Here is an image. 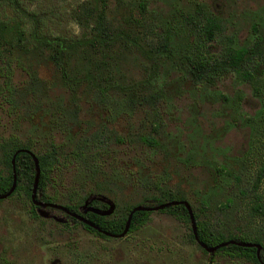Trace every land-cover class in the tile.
Wrapping results in <instances>:
<instances>
[{
  "label": "rangeland",
  "instance_id": "rangeland-1",
  "mask_svg": "<svg viewBox=\"0 0 264 264\" xmlns=\"http://www.w3.org/2000/svg\"><path fill=\"white\" fill-rule=\"evenodd\" d=\"M17 1L36 15L41 34L68 39L84 34L71 14L83 0ZM106 3L112 26L125 30L138 50L130 42L108 50L100 73L85 58L72 57L68 72L75 82L67 85L45 51L28 46L32 21L0 0V19L19 21L26 43L1 46L0 68L7 63L14 91L11 102L0 91V136L30 140L32 149L49 141L56 145L58 161L46 186L52 203L62 205L85 190L111 201V214L155 193L149 189L155 182L182 195L212 230L253 236L264 216L250 215L239 188L249 187L258 158L264 157V117L259 119L264 114V65L256 67L253 80L228 71L210 82H193L180 57L190 54L189 46L218 54L227 47H247L260 36L264 41V0ZM187 14L202 23L214 21L217 29L210 40L202 41ZM164 36L170 56L150 59L140 52ZM99 58L93 53L90 59ZM112 81L126 86L125 93L111 87ZM79 146L83 159L70 154ZM96 187L100 191L94 194ZM258 189L264 194V178ZM226 199L227 205L219 206ZM157 210L134 231L101 237L70 219L64 224L65 216L55 207L52 215L31 214L28 195L16 190L0 198V263L254 264L202 250L189 235V222Z\"/></svg>",
  "mask_w": 264,
  "mask_h": 264
},
{
  "label": "trees",
  "instance_id": "trees-1",
  "mask_svg": "<svg viewBox=\"0 0 264 264\" xmlns=\"http://www.w3.org/2000/svg\"><path fill=\"white\" fill-rule=\"evenodd\" d=\"M7 1L20 15L32 21L33 28L29 33V38L31 40L30 42L27 41L28 46L33 50L42 49L45 51V57L50 60L54 69L59 72L60 78L63 79L67 85H71L75 82V79L71 78L68 72L69 61L72 57H76L78 61L85 58L86 62L91 64L97 73H100V68L102 69V67L105 66L104 62H106L101 59H103L104 56H107L108 50L119 49V46L126 48L129 42L138 50L136 41L127 36L125 30L112 26L111 21L106 15V0H94L91 3L87 0H83L75 6L71 13L72 18L75 23L79 24L84 30V34L71 39L60 35L47 36L46 34L39 33L36 23V15L32 12L24 11L17 0ZM138 4L140 10H144V3L139 2ZM185 17L190 26H194L196 32L201 35L199 37L203 42L212 38L214 31L217 29L213 20L205 19L202 23L200 20H196L192 14H187ZM23 33L24 31L21 28L19 21L13 20L8 22L7 20L0 19V50L5 44L18 47L26 46V43L21 41ZM166 37L164 36L160 42L154 44L148 50L142 51L141 48H139L140 52H143V54L150 59H153L154 57L158 58V55L160 54L170 56ZM188 51L190 54L183 52L180 61L190 80L193 82L204 80L210 82L228 71L234 72L236 76L241 79L253 80V73H256L257 71L256 67L259 63H263L264 65V41L262 36L255 39L247 47H227L223 52L218 54H211L207 49H199V46H194L193 48H190L189 46ZM93 53L100 55V60H91L90 58L93 56ZM262 71L264 74V68ZM0 73L3 75V80L0 84V91L3 92L2 95L4 96V99L11 102L14 86L10 82V71L7 69V63H5V66L3 67L1 66ZM84 76L90 78L94 77L88 73H85ZM98 76L102 77L103 80L105 79V76L102 74ZM89 80L93 81L92 79ZM262 82L264 84V75ZM31 84H29V87ZM131 85H133V83ZM107 86L108 84L104 87L107 88ZM110 86L120 88L125 93L124 88H126V86L120 85L115 81H112ZM103 90V87L98 89L100 93H102ZM129 98H131V96H129ZM13 105H15V103H13ZM263 117L264 114L259 115L260 120ZM31 144L30 140L26 139L24 141H19L11 134L0 136V163L2 164V167L0 168V194L4 193L11 184L12 172L10 158L12 154H14L13 165L15 186L12 191L22 190L29 197L34 175L31 152L35 156L38 164V176L35 185L34 198L43 202H51L53 196L47 194L46 186L50 180V171L55 167L56 162L58 161V153L55 148L56 145L52 141H49L45 145L39 147V149H32ZM70 154L74 158H84V152L80 146L71 149ZM258 159V163L254 167L249 187H247V189L245 187L239 188L240 197H246L247 199L244 204L252 217L264 216V194L258 189L260 182L264 178V157ZM149 185V189H156L155 193H147L135 203L126 204L123 207L124 211L116 210L108 215L97 214L81 207L83 200L89 195V192L85 190L75 197L69 196L68 201L62 205L68 211L79 214L83 218L92 222L99 229L108 233L117 234L123 229L127 213L132 206H152L171 200L183 199L182 195L173 191L169 187H164V185L156 184L155 182H151ZM93 191L96 192H94V194H97V192L100 191L99 187H96ZM227 203L228 201L226 199V202L219 204V206L224 207ZM87 205L100 209L106 207V204L103 201L95 198H91ZM36 207L37 206H35V209ZM45 207L47 209L53 208L49 205H46ZM205 207V203L201 202L199 209L203 210ZM30 208L31 214L36 216L33 205H31ZM150 211L151 210L142 209L132 211L125 233L134 231L144 224L149 219ZM157 211L171 215L183 223L189 222L188 212L182 203L163 205L158 208ZM60 212L65 216L64 224L70 219L71 222L81 224L83 228L98 236L108 237L101 231L88 226L67 212H63L62 210ZM191 214L194 220L196 236L198 240L206 246H213L229 239L236 241V243L228 242L224 245H219L213 249V252H219L232 258H243L254 264H264V224H259L256 227H253V232H255V234L251 237L245 236L244 234L235 235L234 233L223 235L218 230H212L208 221L199 218L196 211L191 209ZM189 235L192 238V234L189 233ZM241 243L259 244L257 252L258 257L255 255V246L244 245Z\"/></svg>",
  "mask_w": 264,
  "mask_h": 264
},
{
  "label": "water",
  "instance_id": "water-1",
  "mask_svg": "<svg viewBox=\"0 0 264 264\" xmlns=\"http://www.w3.org/2000/svg\"><path fill=\"white\" fill-rule=\"evenodd\" d=\"M31 156H32V160H33V166H34V175H33V181H32V187H31V191H30V200L33 204L37 205V208H36V212L39 214V215H47V211H44L43 210V207H45L46 205H49L51 207H55V208H59V209H62L64 210L65 212H67L68 214L76 217L77 219H79L80 221L84 222L85 224H87L88 226L92 227V228H95L99 231H101L102 233L104 234H107V235H111V236H120V235H123L125 232H126V228L128 226V221H129V218H130V215L132 213V211L134 210H137V209H142V210H152V209H157V208H160L162 207L163 205H167V204H174V203H182L187 212H188V215H189V223H190V227H191V231H192V235H193V238L195 239V241L197 243H199L200 246H202V248H204L206 251H212L214 248H216L217 246L219 245H224L228 242L230 243H236V241L232 240V239H229L227 241H223L219 244H215L213 246H206L204 243H202L201 241L198 240L197 236H196V233H195V225H194V220H193V216L191 214V209H190V206L189 204L187 203L186 200H183V199H180V200H171V201H168V202H164V203H160V204H157V205H152V206H144V205H134L130 208V210L128 211L127 213V216H126V219H125V222H124V226H123V229L117 233V234H112V233H108V232H105L101 229H99L95 224H93L92 222L88 221L87 219L83 218L81 215L79 214H76L74 212H70L68 211L63 205L61 204H56V203H52V202H43V201H40V200H37L34 198V191H35V185H36V182H37V176H38V164H37V160L35 158V156L30 152ZM13 157H14V154H12L11 158H10V164H11V184L9 186V188L2 194H0V198L1 197H4L6 196L7 194L10 193V191L13 189L14 185H15V174H14V165H13ZM91 198H95V199H98L100 201H103L105 204H106V207L105 208H96V207H93V206H89L87 205L88 201L91 199ZM81 207L83 209H88V210H91L97 214H102V215H107L108 213H110L112 207H113V203L111 201H109L108 199H106L105 197L103 196H96V195H90L88 196L86 199L83 200L82 204H81ZM237 243H240V242H237ZM241 244H244V245H253L255 246V255L256 257H258L257 255V252H258V249H259V244L257 243H241Z\"/></svg>",
  "mask_w": 264,
  "mask_h": 264
},
{
  "label": "flooded vegetation",
  "instance_id": "flooded-vegetation-1",
  "mask_svg": "<svg viewBox=\"0 0 264 264\" xmlns=\"http://www.w3.org/2000/svg\"><path fill=\"white\" fill-rule=\"evenodd\" d=\"M15 186V185H14ZM14 188V187H13ZM13 190V189H12ZM10 191V193L9 194H11L12 192H14V191ZM9 194H7V195H9ZM6 195V196H7ZM30 195V194H29ZM31 205H33V207H34V210H35V212H36V209H35V206H37V205H35V204H33L32 202H31V200H30V196H29V210L31 209L30 208V206ZM37 208V207H36ZM54 208V207H53ZM52 208V209H53ZM52 209H47L46 207H43V210L44 211H47V213H49V214H51V212H52ZM59 211H61L62 209H59V208H57ZM63 212H65L64 210H62ZM31 212V211H30ZM38 213L36 212V215H37ZM39 215V214H38ZM52 215V214H51ZM52 217V216H51ZM79 220V219H78ZM64 223V222H63ZM81 225V224H80ZM82 226V225H81ZM83 227V226H82ZM105 235H107V234H105ZM107 236H111V235H107ZM192 237H193V235H192ZM201 248H202V246H201ZM204 251H206L204 248H202ZM213 251V250H212ZM211 251V252H212ZM0 264H2V263H0Z\"/></svg>",
  "mask_w": 264,
  "mask_h": 264
}]
</instances>
